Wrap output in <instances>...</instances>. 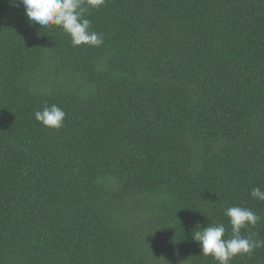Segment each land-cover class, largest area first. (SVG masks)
<instances>
[{
	"label": "trees",
	"instance_id": "1",
	"mask_svg": "<svg viewBox=\"0 0 264 264\" xmlns=\"http://www.w3.org/2000/svg\"><path fill=\"white\" fill-rule=\"evenodd\" d=\"M100 47L0 0V264H217L193 239L262 219L264 0H105ZM57 105L60 129L35 112ZM230 264H264V247Z\"/></svg>",
	"mask_w": 264,
	"mask_h": 264
},
{
	"label": "clouds",
	"instance_id": "2",
	"mask_svg": "<svg viewBox=\"0 0 264 264\" xmlns=\"http://www.w3.org/2000/svg\"><path fill=\"white\" fill-rule=\"evenodd\" d=\"M20 3L30 22L40 25L42 30L62 28L70 36L73 47H100L104 44L103 35L91 30V21L86 17L90 10L100 9L105 0H20ZM34 115L44 127L57 130L66 118L64 110L55 104L44 106ZM250 196L264 201V191L260 187H254ZM224 214L231 225L230 237L226 238V228L222 223L207 227L197 225V230L193 232V239L198 243L202 256L212 257L217 264H230L236 256L251 255L264 247V240L241 235L242 229L254 228L261 221L259 215L240 206H229Z\"/></svg>",
	"mask_w": 264,
	"mask_h": 264
}]
</instances>
